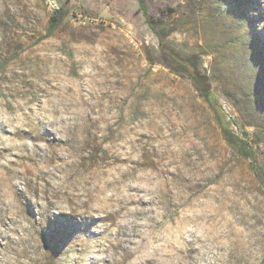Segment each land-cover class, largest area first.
<instances>
[{
    "label": "rangeland",
    "instance_id": "rangeland-1",
    "mask_svg": "<svg viewBox=\"0 0 264 264\" xmlns=\"http://www.w3.org/2000/svg\"><path fill=\"white\" fill-rule=\"evenodd\" d=\"M55 1L45 37L0 0V264H264V183L138 1ZM144 2L264 175V0Z\"/></svg>",
    "mask_w": 264,
    "mask_h": 264
},
{
    "label": "trees",
    "instance_id": "trees-1",
    "mask_svg": "<svg viewBox=\"0 0 264 264\" xmlns=\"http://www.w3.org/2000/svg\"><path fill=\"white\" fill-rule=\"evenodd\" d=\"M137 1L146 17V21L150 24L158 38L160 46L159 52L161 55L163 54V56L168 60L167 65L169 68H171L177 74H186L189 76V78H191L199 95L212 108L220 126L222 138L230 147L235 149L241 157L249 160V168L254 172L259 181L264 183V175L258 165L253 148L250 146L246 138L236 134L227 126L224 113L222 109L216 105L215 97L211 91L209 81L206 75L201 71L197 56L194 54H187L178 51L173 42L167 40L161 29H158V24L156 21L150 15H148L147 6L144 0ZM65 14V6L52 11L46 27V33L44 35L45 37L50 36L55 32V30L61 24ZM149 60L151 62L153 61V59L150 57Z\"/></svg>",
    "mask_w": 264,
    "mask_h": 264
},
{
    "label": "built area",
    "instance_id": "built-area-1",
    "mask_svg": "<svg viewBox=\"0 0 264 264\" xmlns=\"http://www.w3.org/2000/svg\"><path fill=\"white\" fill-rule=\"evenodd\" d=\"M47 3L52 11L59 8V4L55 0H47Z\"/></svg>",
    "mask_w": 264,
    "mask_h": 264
}]
</instances>
